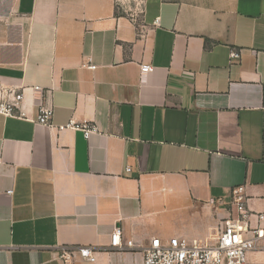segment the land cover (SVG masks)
<instances>
[{
  "label": "crops",
  "instance_id": "1",
  "mask_svg": "<svg viewBox=\"0 0 264 264\" xmlns=\"http://www.w3.org/2000/svg\"><path fill=\"white\" fill-rule=\"evenodd\" d=\"M119 6L0 0V86L25 88L26 114H0V264H144L153 238L216 237L238 186L243 226H264V0Z\"/></svg>",
  "mask_w": 264,
  "mask_h": 264
},
{
  "label": "built area",
  "instance_id": "2",
  "mask_svg": "<svg viewBox=\"0 0 264 264\" xmlns=\"http://www.w3.org/2000/svg\"><path fill=\"white\" fill-rule=\"evenodd\" d=\"M240 53L231 52V58H238ZM95 68L94 65H88ZM151 64L141 65L142 72L153 71ZM39 89V86H36ZM49 94V92L47 93ZM25 88L15 89L0 86V114L5 116L26 117L23 111ZM262 108L264 109V101ZM54 106L48 96L39 106L36 122L50 125ZM74 125V124H71ZM81 129L86 138L97 131V127L89 122L75 125ZM12 193V189L8 190ZM233 205L239 215L226 219L216 237L210 241L188 239L185 237H172L167 241L160 237L153 238L144 248V264H249L248 254L252 250H264V226L247 228L243 222L249 216L245 207L244 187L233 189ZM258 220H264V213L257 215ZM122 228H114L111 236V245L119 250L135 247L134 240L122 241ZM83 260L96 261V254L89 246L76 249ZM67 262H72L76 255L73 251L65 250L61 255Z\"/></svg>",
  "mask_w": 264,
  "mask_h": 264
},
{
  "label": "rangeland",
  "instance_id": "3",
  "mask_svg": "<svg viewBox=\"0 0 264 264\" xmlns=\"http://www.w3.org/2000/svg\"><path fill=\"white\" fill-rule=\"evenodd\" d=\"M121 6L117 11L121 14L140 19L141 7L143 0H120Z\"/></svg>",
  "mask_w": 264,
  "mask_h": 264
}]
</instances>
